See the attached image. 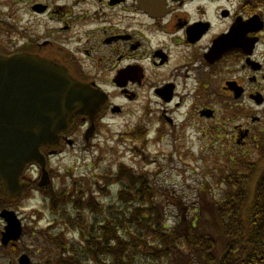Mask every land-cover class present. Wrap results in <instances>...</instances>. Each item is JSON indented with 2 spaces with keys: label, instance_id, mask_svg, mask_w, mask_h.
Listing matches in <instances>:
<instances>
[{
  "label": "flooded vegetation",
  "instance_id": "af4514ba",
  "mask_svg": "<svg viewBox=\"0 0 264 264\" xmlns=\"http://www.w3.org/2000/svg\"><path fill=\"white\" fill-rule=\"evenodd\" d=\"M139 4L4 0L12 14L2 21L0 54L39 56L103 96L96 134L113 118L144 121L149 108H161L167 136L191 129L224 147L221 156L256 145L251 141L264 133V0H161L151 10ZM89 125L88 117H76L59 145L41 153L60 152ZM132 130L147 136L141 123ZM7 206L0 198V211ZM4 227L0 219V239Z\"/></svg>",
  "mask_w": 264,
  "mask_h": 264
},
{
  "label": "trees",
  "instance_id": "16d2710c",
  "mask_svg": "<svg viewBox=\"0 0 264 264\" xmlns=\"http://www.w3.org/2000/svg\"><path fill=\"white\" fill-rule=\"evenodd\" d=\"M257 148L263 155L255 160H245L240 153L241 157L222 156L230 171L217 174L223 188L218 198L206 200L200 190L196 206L180 205L181 216L170 223L163 203L153 201L168 193L122 165L113 175L121 185L116 208L101 206L95 189L75 182L72 195L50 187L46 195L62 216L54 227L62 229L40 232L56 252L45 263L264 264V148ZM236 164L243 169H236ZM210 182L205 184L212 187ZM95 187L105 192L102 186Z\"/></svg>",
  "mask_w": 264,
  "mask_h": 264
},
{
  "label": "rangeland",
  "instance_id": "374dc122",
  "mask_svg": "<svg viewBox=\"0 0 264 264\" xmlns=\"http://www.w3.org/2000/svg\"><path fill=\"white\" fill-rule=\"evenodd\" d=\"M3 1L0 0V42L5 35L2 30L4 25L2 21L7 11H10L9 16L12 14L11 7L7 9ZM132 109L135 110V108ZM160 109L149 108L152 113H149L144 121L140 115L132 114L126 118H113L108 126L101 124L98 135L89 142L88 146L82 138H77L75 145L65 147L61 153L50 159L49 166L54 172L51 178L52 183L50 182L51 187L72 195L75 182L77 186L90 191L95 189L94 196L101 206L116 208L115 203L120 202L119 197L116 196H118V187L121 185L116 182L113 175L116 167L124 164L135 171L133 174L144 175L150 182L162 187L168 193V196L160 198V195H157L153 199L154 202L163 203V209L168 214V223L181 216L178 212L180 205L189 209L196 206L200 190H203L206 200L214 201L223 189L216 181L217 174L230 171L228 159L221 156L225 148H221L219 143L212 141L213 139L202 141L195 138V133L185 127L178 135L167 136L164 131L168 126L159 121ZM219 114H221L220 109ZM174 116L179 122L180 113ZM138 123L147 127L148 143L144 145L139 155H135L131 149L135 145L138 147L140 145L138 143L133 145L125 139V134L131 136L130 133H134L132 129ZM235 123V120L232 121L231 127ZM258 126L262 127L264 124H258ZM120 137L123 140L121 142ZM256 137V142L251 141V143L263 149L264 135L257 133ZM256 145H250L246 151L238 150L236 146H233V151L227 153H230L232 157H241L238 154L240 153L245 160H255L263 155L255 147ZM235 168L243 169L240 164H236ZM102 175L107 177L106 180L102 178ZM35 177L36 172L33 171L32 178ZM121 180L124 179L121 178ZM218 181H220L219 178ZM206 182H210L212 187L206 185ZM95 184L102 186L105 192L98 190ZM46 193H49V189ZM46 193L44 192L45 195ZM65 204L70 205L68 202ZM8 206L20 218L24 234L19 242L0 249V264H17V258L21 252L27 253L31 264H46L51 254L56 252L53 245L47 242L40 232L57 229L55 231L57 233L62 228L54 226L62 216L52 209L49 199H44L41 193L31 191V187L18 205L8 204ZM59 211L60 214L67 215L64 208H59ZM104 213H102L103 217ZM50 227L52 230L49 229ZM68 237L71 236L67 234L66 240L69 239Z\"/></svg>",
  "mask_w": 264,
  "mask_h": 264
},
{
  "label": "water",
  "instance_id": "95a60500",
  "mask_svg": "<svg viewBox=\"0 0 264 264\" xmlns=\"http://www.w3.org/2000/svg\"><path fill=\"white\" fill-rule=\"evenodd\" d=\"M138 1L145 9H156L159 4V0ZM103 101V96L49 61L30 54L0 55V184L5 196L14 199L24 190L20 175L30 162L41 166L38 185L47 184L40 146L55 145L59 133L79 114L93 120ZM92 132L91 125L87 134ZM0 217L6 222L1 243L20 238L22 229L15 213L3 210ZM18 263L30 264L29 258L22 254Z\"/></svg>",
  "mask_w": 264,
  "mask_h": 264
}]
</instances>
